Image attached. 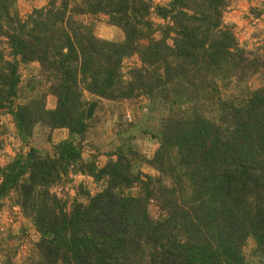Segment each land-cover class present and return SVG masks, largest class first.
Returning <instances> with one entry per match:
<instances>
[{
    "label": "trees",
    "instance_id": "obj_1",
    "mask_svg": "<svg viewBox=\"0 0 264 264\" xmlns=\"http://www.w3.org/2000/svg\"><path fill=\"white\" fill-rule=\"evenodd\" d=\"M18 1L0 0V111L25 144L42 129L69 134L0 166V212L13 199L39 235L28 264H264V85H249L264 79V52L224 24L229 0H49L26 19ZM100 16L125 39L81 20ZM139 100L153 157L126 126L105 166L85 160L101 102ZM71 174L102 188L69 205L52 189Z\"/></svg>",
    "mask_w": 264,
    "mask_h": 264
},
{
    "label": "rangeland",
    "instance_id": "obj_2",
    "mask_svg": "<svg viewBox=\"0 0 264 264\" xmlns=\"http://www.w3.org/2000/svg\"><path fill=\"white\" fill-rule=\"evenodd\" d=\"M49 0H19L17 8L22 19H26L34 9L47 6ZM157 6L166 7L170 0H153ZM85 23H94L96 36L105 40L123 41L124 33L119 28L109 24L107 17L81 18ZM157 23L163 21L154 18ZM224 24L233 27L240 45L248 51L264 52V0H229V7L224 15ZM139 65L138 57L125 61V72ZM37 74L39 67L32 65L30 69L22 68V82L25 85L30 78L31 71ZM256 89L264 85L262 76L254 78L250 83ZM145 101H124V102H101L98 119L94 127L89 131L88 137L83 142V158H97L100 167L108 162L107 154L115 151L121 144L120 136L123 127H131L128 135L134 138L136 149L147 159H151L159 147L158 142L151 136L145 134L148 126V118L151 117L149 110L143 108ZM56 98H47V108L54 109ZM120 122L121 125H118ZM156 121L154 125H156ZM157 127V126H156ZM127 129V128H126ZM67 130H38L30 143H23L16 134L15 124L12 116L7 111H0V142L3 148L0 150V166L4 167L11 163L16 156L26 154L31 147L40 150L42 153H51L53 145L68 138ZM143 172L152 176L157 173L148 165H143ZM83 187V189L81 188ZM101 185L97 184L91 177L83 175H70L65 183L54 186L52 191L59 198L72 204L75 201L87 203L84 191H89L91 195L97 194L101 190ZM4 208L0 212V264L6 258V254L12 251L14 264H28L29 257L34 250L35 244L39 240L33 224L26 219L20 208L14 205L13 199L4 200ZM151 213L158 216V210L151 206ZM252 242L250 243V248Z\"/></svg>",
    "mask_w": 264,
    "mask_h": 264
}]
</instances>
